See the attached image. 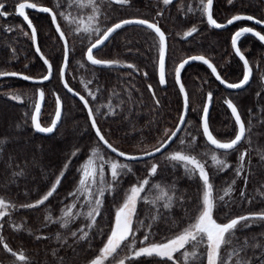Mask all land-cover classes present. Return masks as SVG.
<instances>
[{"label": "trees", "instance_id": "trees-1", "mask_svg": "<svg viewBox=\"0 0 264 264\" xmlns=\"http://www.w3.org/2000/svg\"><path fill=\"white\" fill-rule=\"evenodd\" d=\"M0 2L6 4L5 11L8 13L7 18L0 16V71L21 72L34 78H41L47 74L46 66L35 53L33 43L27 37L18 35L17 31H4L8 27L14 28L13 25H20L25 31H29L23 20L15 14V4L20 0H0ZM29 2L49 7L54 4V0H29ZM61 2L64 3V0ZM198 3L199 0H173V4L168 6L164 17L160 20L162 30L166 32L168 40L167 84L165 86L158 84V51L152 34L148 30L136 26L124 28L115 34L105 47L95 53L98 59H117L124 64H134L139 69L138 72L127 68H93L81 54L80 49L83 45L79 38H76L75 58L73 59V53H70L67 81L73 90L80 92L89 100L93 108L98 102L107 104L109 98L112 99L113 105L119 104L121 100L125 102L123 114L109 117L106 120L98 119V125L105 134V138L118 150L127 154H135L132 153L135 149L139 150L147 145L158 144L166 129L174 131L183 105L179 89L173 83L174 67L184 59L192 55H203L217 67L221 77L229 83L239 82V79H242V64L232 50L231 36L240 27L250 24L241 21L227 30H214L207 25L206 19L201 18L198 12H188L189 6L196 9ZM160 7L163 6L157 4V0H133V7L130 8L117 5L106 6L104 10L108 13V19L105 24L110 25L120 19L133 17L153 20ZM73 13L74 15L78 14L75 7H73ZM82 14L87 15L88 10H82ZM235 14L253 15L257 19H264V3L261 0H234L233 4H229L228 0L214 1L213 18L217 19L219 23H226ZM29 17L37 28L41 52L53 63V77L50 82L42 85L46 104L41 122L43 126H47L51 121L56 107V95H59L63 102V118L60 127L53 135L41 136L35 133L30 126V120L25 123L24 113H30L29 108L26 104L9 99L5 92L15 90L34 94L38 90V86L16 79L0 82V139L8 138V142L4 145L3 157L0 158V197L17 205V210H10L12 221L17 224L23 223L26 229L31 228L34 233L31 237L27 231L16 233L6 224L3 235L7 242L14 250L23 247L30 256L43 262L45 253H50L52 248L57 247L55 234L58 231L63 234L65 231L55 223L43 227L45 223H48L45 217L50 212L54 219L58 218L64 206L72 202L73 197L69 193L75 191L78 185L80 179L78 169L86 161L91 148L99 146L106 158L115 159L116 157L104 149L100 143L98 144V139L90 128L86 109L65 92L61 81L57 78L56 69L61 63V42L57 39L54 27L50 23V17L35 12H29ZM61 26L66 34H69L71 42L69 26L63 22ZM193 26H196L199 31L192 37L185 38L184 33ZM259 31L264 34V28H259ZM8 45L16 48L15 55L11 53ZM72 46L70 43V47ZM239 46L245 52L253 69V79L245 90L226 91L218 84L209 69L201 64H193L184 70L182 81L189 96L190 107L186 121L189 126L179 135V137H185L188 132H191L192 135L197 136L198 140L194 146L193 154L198 158L206 159L202 154L205 151L210 153L212 148L201 134V121L197 114H202L207 92H213L209 124L218 139L234 138V129L236 128L234 118L227 106L223 104V100L225 98L232 99L238 106V110L246 122V127L251 129L252 140L251 145L243 141L238 147L240 151L249 150V157H246V161L250 159L251 162L252 174L247 184L246 200L241 199L239 195L240 191L244 189L243 182L234 174L238 153L228 157V162L233 167L220 173L211 167L210 158H207L209 174L214 183V195H222L223 191L231 185V180L236 179L230 208L231 216L264 210V160L261 158L264 155V81L261 79L264 77V46L252 36H245ZM78 61L83 62L85 67L81 68ZM145 71L148 72L147 77L142 74ZM89 79L93 80V84L89 86L93 91L96 87L101 90L97 101L91 100L80 82ZM148 84L152 85V90L148 89ZM128 91L132 93L130 101L127 96ZM153 91L155 97L152 95ZM258 92L259 96H257ZM156 99L160 101L158 106L155 104ZM129 108L132 109L130 120L135 125L134 128L129 120L125 119ZM3 109H6L4 110L6 113L3 112ZM8 109L10 112L7 111ZM8 120H10L9 123H7ZM17 124H20L21 127L17 128ZM7 128L10 130L7 131ZM178 147H180L178 140H175L169 149ZM77 149L80 151L73 156L72 153ZM9 157L15 158L12 161L13 168L8 167ZM157 157L163 160L161 155ZM121 162L124 161L121 160ZM25 164H27L26 177H18L15 183H9L13 169L19 171L20 168L17 165L24 167ZM65 164H68L66 171L64 170ZM142 167V165L134 166L135 177L129 175L124 178L123 188L130 187L136 177L143 178ZM61 171H64L63 177H60ZM57 178L61 179V184L57 187L53 197L45 202V205H41L39 209H19L20 204L32 203L46 194ZM177 178H179L177 188L185 195L186 207L189 208L191 215H195L194 206L198 202L197 189L199 185L196 181L184 177L182 170H177L174 174L171 171L163 174V179L168 183ZM227 199L228 197H226ZM115 200L116 203H111L113 197L106 196L105 207L108 208V211H102L103 219L97 218L98 226L104 228L105 232L110 226L109 221L114 219L116 207L122 202L119 190ZM248 200H251L252 203L249 204ZM137 210L143 219L149 206L141 203ZM172 215L173 218L180 221L184 217V211L180 207H176ZM5 219L7 220L8 217ZM80 226L81 222L77 221L71 227L72 230H75ZM183 226L184 224H181V228ZM178 230L180 229L170 230L164 223L154 229L157 233V240L164 237L171 238ZM262 232H264V225H253L242 232H237V236L242 241L246 236L255 235L258 240L264 241V236L260 235ZM35 235H47L52 239L36 241ZM100 246H102L101 238L97 236L91 249H88L86 245L81 248L78 257L79 264H84L85 260L92 255V251ZM68 251L70 254L71 250ZM60 254L65 255L64 249L60 250ZM259 254L257 249L255 257L258 258ZM248 255L253 256L251 249H249ZM47 258L52 259L50 255ZM0 264H11V257L2 250H0ZM254 264H259L258 259H254Z\"/></svg>", "mask_w": 264, "mask_h": 264}, {"label": "snow or ice", "instance_id": "snow-or-ice-1", "mask_svg": "<svg viewBox=\"0 0 264 264\" xmlns=\"http://www.w3.org/2000/svg\"><path fill=\"white\" fill-rule=\"evenodd\" d=\"M229 4H233L234 0H228ZM157 4H162L163 7L158 8L153 20L147 18H124L118 22H113L106 25L108 13L104 10L106 6L117 5L120 7H133V0H54L53 6H44L29 0H20L15 4V14L26 22L30 31H25L22 26L16 28H5V32L17 31L18 34L27 37L35 44V52L39 54L43 64L46 65V75L40 79H35L32 76L25 75L15 71H0V77H20L25 81L32 80L38 90L35 94V99L32 101L33 107L31 113L25 112V123L30 120V126L35 133L51 134L57 129V125L61 122L63 102L59 95L55 96V118L50 125L43 126L40 120L41 108L45 101V91L43 82L49 81L53 77V63L44 56L41 52L39 44H37V28L30 19L26 10H35L39 13L48 14L50 23L54 26V31L57 34V39L61 42V63L57 66V78L61 81L63 88L68 93L79 97L82 102V107L87 110L86 114L90 121V128L94 130L95 137L98 138V144L102 142L111 153H115V159L106 158L101 152L99 146L92 147L86 161L78 169L80 179L75 191L69 195L73 197L70 204L64 206L60 216L53 218L49 212L43 227H48L49 224L55 223L60 229L65 230L63 234L57 232L55 240L57 247L52 248L51 252L45 253L43 262L36 260L30 256L23 247L15 249L9 245L5 236V225L7 224L13 232L20 233L27 231L31 237L34 235L31 228H25L23 223L17 224L12 221L10 211L17 210V205L5 198L0 197V250L11 257V264H79V250L85 245L88 249L92 248L93 241L98 237L101 238L102 246L92 251V255L85 260L84 264H254V259H258L259 264H264V241L258 240L255 235L244 237L241 241L237 236V232H242L245 229L251 228L253 225H264V210L250 212L248 214L230 215L232 205V195L236 179L231 180V185L223 191L222 195H214V183L209 174L210 158L211 167L217 172L226 171L232 168L233 165L228 162L230 155L237 154V164L234 168L236 178L242 180L244 189L240 191L241 199L246 200L247 184L251 176V162L249 150L240 151L238 145L242 141H246L251 145V129L246 127V122L242 118L238 106L232 99L225 98L223 104L230 110L231 116L234 117L236 128L234 129V138L227 140L218 139L209 124V109L213 102V92L208 91L206 101L202 107V114L198 113L201 121L202 136L205 138L208 145L212 146L209 153L205 151L202 155L206 159L198 158L193 154L194 146L197 144L198 137L187 133L185 137L177 136L182 130L186 131L189 126L186 123L185 117L189 114V96L185 90L184 84L181 82V73L189 61H200L211 69V73L221 85L226 89L240 90L249 84L253 75V69L249 59L246 58L245 52L241 50L239 42L246 34H251L260 42L264 43V34L257 31L253 27H240L239 30L231 36V47L234 49V54L242 62V79L239 82L229 83L222 78L217 71V67L206 59L203 55H192L178 66L174 67V85H179V93L183 97L182 111L178 118V124L175 126V131L166 130L167 139L158 142L152 150L141 148L139 154H127L124 151H119L113 147L105 138L101 127L98 125V119H108L123 114L124 101L113 105L112 99L109 98L107 104L98 102L95 108L90 105L89 100L81 95L80 92H74L65 79L66 72L69 68V56L76 51L74 44L76 38H79L83 47L80 49L81 54L86 58L93 68H127L138 72L136 65L131 63H121L117 59H98L93 54V50H100L101 45L113 37V34L118 30L126 28V26H136L148 30L152 34V39L158 51V84L165 85L166 67L165 57L167 53V36L162 30L160 23L164 17L168 6L173 4V0H157ZM214 0H199L198 7L193 9L188 7V12H198L201 18H206L208 26L214 29H223L232 25L237 21H255L257 25H264V19H257L253 15L235 14L226 23H219L213 18ZM73 7L77 10L76 15L73 13ZM6 4L0 2V16L7 18L8 13L5 11ZM82 10H88L87 15L82 14ZM65 23L70 28L72 41L70 42L69 34L62 29L61 23ZM199 29L196 26L184 33L185 38L192 37ZM114 38V37H113ZM70 43L73 45L70 47ZM13 55L16 54V48L8 45ZM81 68L85 67L83 62L78 61ZM144 77L148 76V72L142 73ZM131 75V73H129ZM94 78V73H93ZM264 81V77H261ZM84 90L93 101H97L100 88L96 87L93 91L89 86L93 84V80H81ZM149 90H152V85H147ZM155 97V92H152ZM260 93H257L259 96ZM128 100L132 99L131 91L127 92ZM9 98L13 101L23 103L20 94H11ZM158 106L160 101L155 100ZM119 109V111H117ZM195 111V110H193ZM99 114V115H98ZM132 109L125 115V119L132 124L130 116ZM250 123V121H249ZM17 128L21 125L17 124ZM134 128L135 125L132 124ZM190 137V139H188ZM173 138L178 140L180 147L177 149H169V145L173 143ZM8 142V138L0 139V158L3 157L5 148L4 145ZM80 149L72 153L77 154ZM159 153L163 160L157 157ZM119 158H124L121 162ZM264 160V155H262ZM14 157H9L8 167L13 168L12 161ZM35 163V160H33ZM142 165L143 178L136 177L128 188H123L124 178L129 175L135 177L134 166ZM19 171L13 169L9 183H15L16 178L26 177L27 164L20 167ZM68 164L64 165L66 171ZM177 170H182L183 176L188 180L198 183V197L195 207V215H191L189 208L186 207V198L182 191L178 190V179H174L171 183L163 179V174L167 171L175 173ZM64 176V171H61L60 177ZM61 184V179L57 178L52 184L50 190L41 198L32 203L20 204V208L24 209H39L41 205H45L50 197L56 193L57 187ZM122 202L116 207L114 219L109 221L108 231L98 226L97 218L102 217V211H108L105 207L106 196H112L116 203L115 197L118 193ZM226 197L228 199L226 200ZM145 204L149 206V210L144 213V218L138 213V205ZM248 203H252L248 200ZM180 207L184 211V217L180 221L173 218V210ZM215 213V216H214ZM5 217H8L6 220ZM77 221L81 222V226L72 230V225ZM161 223H164L169 229H180L171 238L164 237L161 240L156 239L157 233L154 231ZM181 224L184 226L181 228ZM264 236V232L260 234ZM52 237L47 235H35L36 241H50ZM64 249L65 255L60 254V250ZM71 250L69 254L68 250ZM253 251V256L248 255V251ZM259 250V257H255V251ZM179 253V256L176 254ZM52 259H48V256Z\"/></svg>", "mask_w": 264, "mask_h": 264}, {"label": "water", "instance_id": "water-1", "mask_svg": "<svg viewBox=\"0 0 264 264\" xmlns=\"http://www.w3.org/2000/svg\"><path fill=\"white\" fill-rule=\"evenodd\" d=\"M263 3H264V0H261ZM214 5V4H213ZM27 12H28V14H29V12H35V13H39V12H37V11H35V10H26ZM39 14H44V13H39ZM44 15H48V14H44ZM18 16V15H17ZM19 17V16H18ZM21 18V17H20ZM22 19V18H21ZM24 22V21H23ZM237 22H240V21H237ZM237 22H234L232 25H234L235 23H237ZM244 22H249V23H251V24H253L255 27H259V28H264V25H257V24H255V21H244ZM25 24H26V22H24ZM27 25V24H26ZM232 25H229V26H227L226 28H223V29H214V28H212V29H214V30H217V31H224V30H227L228 28H230ZM54 27V26H53ZM127 27H132V26H126V28ZM122 30V29H121ZM121 30H118V32L119 31H121ZM30 31V30H29ZM117 32V33H118ZM117 33H115V34H117ZM115 34H113V37L115 36ZM246 36H252L251 34H246ZM113 37H110L109 38V40L108 41H106L105 42V45H101L100 46V50L103 48V47H105L109 42H110V40L113 38ZM253 37V36H252ZM243 38V37H242ZM241 38V39H242ZM255 38V37H254ZM256 40H258L257 38H255ZM259 41V40H258ZM260 42V41H259ZM37 44H38V35H37V42H36ZM240 43V42H239ZM263 46H264V43H262V42H260ZM167 44H168V40H167ZM35 44H33V47H34V50H35ZM97 51H99V50H93V54H95ZM233 52H234V49H233ZM36 53V52H35ZM37 54V56L39 57V54L38 53H36ZM167 57H168V48H167V53H166V57H165V67H166V81H167ZM40 58V57H39ZM69 58H70V56H69ZM238 58V57H237ZM86 59V58H85ZM207 59V58H206ZM239 59V58H238ZM42 61V60H41ZM43 62V61H42ZM87 62V61H86ZM211 62V61H210ZM241 62V61H240ZM89 65H90V63L89 62H87ZM242 63V62H241ZM193 64H201V65H204L202 62H200V61H189V63L185 66V69L187 68V67H189V66H191V65H193ZM46 66V65H45ZM206 68H208L206 65H204ZM184 69V70H185ZM209 69V68H208ZM184 70L182 71V73H181V82L183 83V81H182V74H183V72H184ZM209 71L211 72V69H209ZM218 71V70H217ZM67 72H68V70H67ZM67 72H66V76H65V79L67 80ZM212 74V73H211ZM213 75V74H212ZM213 77L215 78V76L213 75ZM7 79H16V80H21V81H23V82H26V83H29V84H31V85H36L32 80H29V81H25V80H23V79H21L20 77H0V82H2V81H4V80H7ZM35 79H40V78H35ZM52 79V78H51ZM51 79L49 80V81H44L43 82V85L44 84H47L48 82H50L51 81ZM252 79H253V75H252V78L250 79V81H249V84L251 83V81H252ZM216 80V79H215ZM217 81V80H216ZM218 82V84L223 88V89H225L226 91H229V92H239V91H242V90H245L248 86H249V84L248 85H246L245 86V88H243V89H240V90H232V89H226L225 87H224V85H221L220 83H219V81H217ZM62 84V83H61ZM167 84V83H166ZM165 84V85H166ZM165 85H162V86H165ZM70 86V85H69ZM62 87H63V85H62ZM177 87H178V89H179V85H177ZM64 89V88H63ZM65 90V92L71 97V98H73V99H75V100H77L78 102H80L79 101V97L78 96H74L72 93H68L67 92V90L66 89H64ZM186 90V89H185ZM74 92H76L75 90H73ZM181 96H182V94H181ZM182 100H183V97H182ZM81 104H82V102H80ZM44 106H45V101H44V103H43V105H42V108H41V116H42V113H43V111H44ZM189 107H190V104H189ZM211 109H212V105L210 106V109H209V117H210V113H211ZM86 112H87V110H86ZM41 116H40V120H41ZM55 118V115H54V117H53V119ZM62 118H63V110H62V117H61V122H62ZM187 118H188V116H186L185 117V119H186V121H187ZM234 118V117H233ZM52 119V120H53ZM61 122L57 125V129L60 127V125H61ZM90 122V121H89ZM42 123V122H41ZM56 129V130H57ZM202 129V128H201ZM56 130L53 132V133H51V134H42V133H37V134H39V135H41V136H51V135H53L55 132H56ZM174 131H175V129H174ZM93 132H94V130H93ZM181 133V132H180ZM180 133H177V136H179L180 135ZM98 139V138H97ZM205 139V138H204ZM175 140H176V138H173V143L175 142ZM206 141V140H205ZM243 142V141H242ZM242 142H241V144H242ZM173 143H171L170 145H169V147L173 144ZM102 146H103V148L104 149H106L111 155H113V156H115L116 157V154L115 153H111V150L110 149H107L106 148V146H104L103 144H102V142L100 143ZM240 144V145H241ZM240 145H238L237 147H239ZM211 148H212V146L211 145H209ZM120 151V150H119ZM157 156H160V154L159 153H157L156 154ZM117 158V157H116ZM120 160H123L124 161V158H119Z\"/></svg>", "mask_w": 264, "mask_h": 264}, {"label": "rangeland", "instance_id": "rangeland-1", "mask_svg": "<svg viewBox=\"0 0 264 264\" xmlns=\"http://www.w3.org/2000/svg\"><path fill=\"white\" fill-rule=\"evenodd\" d=\"M184 1H186V0H184ZM14 26V28H16V25H13ZM17 26H20V25H17ZM13 32H16V31H13ZM18 33V32H17ZM19 35V34H18ZM22 36V35H21ZM24 37V36H23ZM25 38V37H24ZM37 92V91H36ZM36 92H34V94H32V92H30V93H28V94H26V93H23V92H20V91H15V90H8L7 92H5V95L9 98V96L11 95V94H20L21 96H22V99H23V103H20V104H26V106L29 108V110H30V113H31V111H32V107H33V104H32V101L35 99V94H36ZM10 99V98H9ZM15 102H17V101H15ZM17 103H19V102H17ZM46 104V103H45ZM44 108H45V106H44ZM55 109H56V107H55ZM4 110H6V109H3V112H5L6 113V111H4ZM7 111H9V109L7 110ZM10 112V111H9ZM54 115H55V111H54V114H53V116H52V119H53V117H54ZM1 118V117H0ZM52 119H51V121H52ZM9 121L10 120H8L7 121V123H9ZM51 121L50 122H48V125H50V123H51ZM47 125V126H48ZM10 129L9 128H7V131H9ZM166 130H170V129H166ZM166 130L165 131H163V133H162V137H161V140H163V139H165L166 138V135H165V132H166ZM18 140V139H17ZM16 140V141H17ZM22 142V141H21ZM26 144V143H25ZM158 144H156V145H154V146H146V147H144V148H147L148 150H152L155 146H157ZM140 150V149H139ZM139 150H133L132 151V153H135V154H139ZM19 209H22V208H19ZM8 211H10V210H8ZM178 254V253H177ZM176 254V255H177Z\"/></svg>", "mask_w": 264, "mask_h": 264}, {"label": "flooded vegetation", "instance_id": "flooded-vegetation-1", "mask_svg": "<svg viewBox=\"0 0 264 264\" xmlns=\"http://www.w3.org/2000/svg\"><path fill=\"white\" fill-rule=\"evenodd\" d=\"M215 1V0H214ZM214 6V5H213ZM206 19V18H205ZM241 22V21H240ZM237 23H239V22H237ZM237 23H235V24H237ZM249 23V22H248ZM234 24V25H235ZM250 25H246V26H243V27H253V28H255L257 31H259V27H255L253 24H251V23H249ZM234 25H232V26H234ZM239 30V29H238ZM244 38V37H243ZM242 38V39H243ZM242 39H241V41H242ZM240 41V42H241ZM239 45H240V43H239ZM232 50H233V48H232ZM242 64V63H241ZM255 68H257V67H255Z\"/></svg>", "mask_w": 264, "mask_h": 264}]
</instances>
